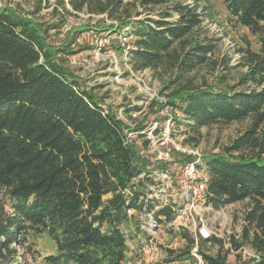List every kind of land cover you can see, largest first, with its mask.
Returning <instances> with one entry per match:
<instances>
[{"label": "trees", "instance_id": "obj_1", "mask_svg": "<svg viewBox=\"0 0 264 264\" xmlns=\"http://www.w3.org/2000/svg\"><path fill=\"white\" fill-rule=\"evenodd\" d=\"M67 1L75 12L106 17L108 24L98 23L96 31L127 33L133 71L149 69L159 79L168 75L160 92L168 91L164 100L153 99L151 106L167 108L174 119L188 123L190 132L248 120L220 152L203 156L207 202L215 208L248 202L242 236L254 255L241 264H264V0H221L227 21L246 29L258 45L253 49L242 36L237 52L246 70L235 85H224L231 68L225 60V71L211 83L198 84L190 75L217 65L215 39L198 33L205 16L199 5L210 0H139L147 14L155 5H166L156 18H138L141 12L132 13L134 4L123 0ZM58 2L63 6L64 0ZM62 22H36L18 8L0 6V192L12 208L9 213L0 201V264H26L19 249L29 250L41 235L53 242L54 252L40 264H125L129 247L121 226L132 222L136 234L138 214L149 206L140 199L147 176L133 181L150 172L151 160L141 154L149 144L141 133L146 124H127L68 70L63 57L75 52L72 39L59 46L46 39ZM114 48L125 53L120 39ZM127 132L137 135L130 138ZM176 155L183 159L174 160L193 159L173 151ZM168 165L160 161L157 166ZM171 212L163 208L157 214L169 218ZM179 235L187 249L172 260L196 262L190 250L195 245L203 264H229L231 249L241 247L233 237L226 249L213 235L197 234L200 244L191 234ZM203 243H216L219 250L208 254Z\"/></svg>", "mask_w": 264, "mask_h": 264}, {"label": "rangeland", "instance_id": "obj_2", "mask_svg": "<svg viewBox=\"0 0 264 264\" xmlns=\"http://www.w3.org/2000/svg\"><path fill=\"white\" fill-rule=\"evenodd\" d=\"M58 1L40 0L37 12L38 0H0V6L8 5L18 8L36 22L54 24L63 19L61 27L50 29L46 39L48 44L53 46L63 44L67 37L72 39L71 47L75 52L63 57L68 70L78 78L83 86L90 88L102 100L103 106L110 107L117 117L127 124L133 127L142 120L146 124L144 139H148L150 145L145 149V153L151 160V166L148 167L150 172L147 175L142 172L133 181L137 183L139 178L143 179L147 176L146 179H143L144 195H141L140 199L149 206H144L139 212L137 220L140 224L142 218H154L157 228L152 234L150 233V236L156 243L157 250L150 252L145 249L146 234L140 230V225L139 231L135 234L132 222L123 224L121 228L129 247V260L125 264H196L189 257L172 260L175 253L187 249V240L179 235V232L191 234L200 244L197 234L204 238L200 230L205 229L208 232L214 228H218L221 235L238 234L239 236L241 247L232 249L228 254L229 264H241L253 257V249L242 236L245 212L248 208L247 201L219 208L206 202L198 206L196 213L193 208L191 209L190 202L180 194L175 176L164 177V173L169 170L170 166L168 165L167 169L157 166L161 161L158 159L160 155L167 156L169 159L176 157L183 159V155L173 156V151L179 152L176 151L175 146L190 147L196 150L202 159L207 154L220 152L222 147L228 144L239 131L247 127L248 120L232 122L227 125L204 126L199 128L198 134L190 132L185 120L174 119L173 113L167 108L151 106L153 99L158 102L164 100V95L168 91L162 92V94L160 92L162 91V80H165L168 75H163L159 79L149 69L145 72H134L131 75L128 56L125 53L121 55L114 48L119 39L117 34L95 30V26L102 21L108 24L109 21L106 17L91 15L85 11L75 12L67 0H64L63 6ZM123 1L134 4L132 13L141 12L138 18L146 16L156 18L158 11L166 6L155 5L153 10L147 14V11L139 6V0ZM179 1L192 2V0ZM203 6H208V8L202 10ZM198 9L201 12L205 11L198 33L200 36L215 39L216 47L212 58L217 61V65L214 69L203 67L190 75L198 84L203 81L211 83L216 80L217 75L225 71L221 63L225 60V63L227 62L231 68L224 85H235L239 76L246 70L239 66L240 53L237 52V47L242 45V36L247 38L253 49L258 47L257 42L246 29L235 28L227 21L221 0H210L209 3L201 2ZM208 13L210 16L206 15ZM129 40L131 41V39ZM56 55L59 56V53ZM149 93L154 95L150 96ZM134 106L137 107L136 110L127 111ZM175 114L182 116L179 110H175ZM162 118L164 119L162 120ZM191 137H194L196 141H192ZM180 152L182 153V151ZM0 201L4 204L5 210L12 213L11 203L3 192H0ZM163 208H169L172 211L169 218L157 214ZM132 213L133 210L128 212L131 215ZM194 247L195 245L190 250L192 251ZM28 248L30 251L27 247L19 249V252L24 254L26 264H40L44 256L54 252V244L46 235L34 238ZM202 248L211 255L216 254L219 250L216 243H203ZM224 248L229 247L227 245ZM32 250L35 256L31 253ZM169 250L174 253L170 254Z\"/></svg>", "mask_w": 264, "mask_h": 264}, {"label": "built area", "instance_id": "obj_3", "mask_svg": "<svg viewBox=\"0 0 264 264\" xmlns=\"http://www.w3.org/2000/svg\"><path fill=\"white\" fill-rule=\"evenodd\" d=\"M118 37L120 39L121 44L124 46V51L125 54L127 55L128 50L130 48V42H129L130 37L127 35V33L121 34ZM146 70L147 69L142 71H133L132 69H130L129 71L130 74L133 75L134 72L139 73V72H145ZM149 95L153 96L154 94L149 93ZM141 133L145 135L146 132L145 130H142ZM136 135L137 134L135 132H127V137L134 138L136 137ZM149 145L150 142L148 144V147ZM175 149L176 151L179 152L182 151V153L185 152V154L193 156V159L191 161H179V160L169 159L167 156L160 155L158 159L161 161H167L170 166L169 170H167L164 173V177L170 178L172 175L175 176V179L178 183V189L180 191V194L190 202L191 209L193 208V210L197 213L198 210L196 209L199 208L198 206L200 204H205L207 202V196H208L207 171L204 166L202 156L196 150L190 147L175 146ZM144 152L145 151H141V154L145 155L146 153ZM139 225H140V230L144 234H146L145 235L146 239L144 242L145 249L150 252L157 250V245L154 242L153 238L150 236V233L152 234L155 228H157V224L154 218L153 217H149L148 219L142 218V222ZM200 232L202 233V230H200ZM209 235H213L221 239L224 247L227 245L228 247L231 246V237H233L235 240H239L238 234L221 235L220 230L218 228L209 230L207 232V235H203V236L207 237ZM196 249L197 248L195 246L194 249L191 251V254L195 257L196 264H203L200 255L196 253Z\"/></svg>", "mask_w": 264, "mask_h": 264}, {"label": "bare ground", "instance_id": "obj_4", "mask_svg": "<svg viewBox=\"0 0 264 264\" xmlns=\"http://www.w3.org/2000/svg\"><path fill=\"white\" fill-rule=\"evenodd\" d=\"M202 234L207 235V231L205 229H202Z\"/></svg>", "mask_w": 264, "mask_h": 264}]
</instances>
